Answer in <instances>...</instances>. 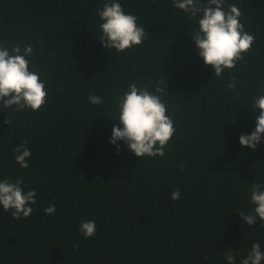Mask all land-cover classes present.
Instances as JSON below:
<instances>
[{"label": "trees", "instance_id": "obj_1", "mask_svg": "<svg viewBox=\"0 0 264 264\" xmlns=\"http://www.w3.org/2000/svg\"><path fill=\"white\" fill-rule=\"evenodd\" d=\"M104 2L0 0V41L32 43L48 90L38 112L0 111V180L22 177L37 193L27 219L0 207V264H227L229 251L239 264L253 243L264 250V226L238 214L252 208L250 185H264V139L255 150L239 143L255 129L249 108L264 87V0H228L255 43L220 77L198 55L195 22L171 0H119L148 35L124 53L105 50ZM161 80L176 128L164 157L140 159L123 141L117 152L115 98L130 82L151 90ZM91 94L104 103L91 104ZM25 140L32 155L22 169L12 149ZM82 220L96 222L94 237L79 232Z\"/></svg>", "mask_w": 264, "mask_h": 264}, {"label": "clouds", "instance_id": "obj_2", "mask_svg": "<svg viewBox=\"0 0 264 264\" xmlns=\"http://www.w3.org/2000/svg\"><path fill=\"white\" fill-rule=\"evenodd\" d=\"M171 5L182 10L188 21L195 22L190 33L192 41L204 65L214 69L215 77L222 76L226 70L231 73L251 51L255 37L241 22L243 13L237 4L228 3V0H171ZM97 16V39L105 50L124 53L142 46L148 35L139 17L126 12L119 0H105L103 6L97 9ZM35 54L31 42L24 45L16 43L9 48L8 41H0V111L38 112L47 103V85L33 62ZM162 84L166 85L165 80L158 81L150 90L133 81L115 98L117 118L113 121H118V124L112 128L110 143L116 146L117 152L120 150L118 142L123 141L140 159L164 157L176 128L163 100L166 89L161 87ZM227 87L236 91L235 76L230 78ZM88 101L93 105L104 103V99L95 94L89 95ZM249 109L253 112L258 110L255 129L250 134L242 133L239 143L242 147L255 150L264 139V87L252 97ZM4 123L9 126L13 121L6 118ZM27 143L26 140L21 141L12 149L15 162L22 169L29 167L32 155ZM180 170H185L183 164ZM36 196L35 189L25 190L22 177L0 180V207L4 212H10L14 220L27 219L33 213ZM180 196L178 188L170 193L173 201L179 200ZM248 196L252 208L239 212V216L249 227L255 226L258 221L264 226V185L256 181L252 183ZM55 211L54 204L43 209L45 215ZM78 230L86 239L92 238L96 235V222L82 220ZM224 259L227 264H236L233 251L226 252ZM239 264H264L261 244L253 243Z\"/></svg>", "mask_w": 264, "mask_h": 264}]
</instances>
